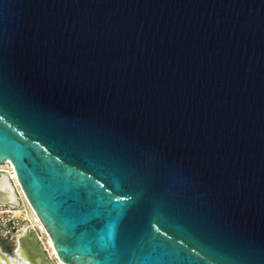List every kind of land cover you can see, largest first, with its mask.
<instances>
[{"label":"water","instance_id":"obj_1","mask_svg":"<svg viewBox=\"0 0 264 264\" xmlns=\"http://www.w3.org/2000/svg\"><path fill=\"white\" fill-rule=\"evenodd\" d=\"M7 162L61 264H264V0H0Z\"/></svg>","mask_w":264,"mask_h":264},{"label":"built area","instance_id":"obj_2","mask_svg":"<svg viewBox=\"0 0 264 264\" xmlns=\"http://www.w3.org/2000/svg\"><path fill=\"white\" fill-rule=\"evenodd\" d=\"M4 165L5 166L0 169V172L6 173L10 177L14 185L16 187H19L17 177L14 174L15 170L13 169L11 163L7 162ZM24 219L25 217L23 218L22 214L19 213L15 207L11 205L0 204V234L7 240L14 241L15 243H17V239L22 234L25 227L26 220ZM37 234L46 251L49 252L50 248L48 251V247L44 241V239H46L48 245L50 246L47 234L45 233L46 237L44 239L39 233Z\"/></svg>","mask_w":264,"mask_h":264},{"label":"rangeland","instance_id":"obj_3","mask_svg":"<svg viewBox=\"0 0 264 264\" xmlns=\"http://www.w3.org/2000/svg\"><path fill=\"white\" fill-rule=\"evenodd\" d=\"M16 189L19 193L18 197H19L20 203L18 205H11V206H13L17 210H19V213L22 214L23 218L25 217L24 220H26V222L28 221L29 224L35 229V231L37 233H39L44 239L46 237L47 233L45 232L43 226L41 225V223L37 219V216L35 215L32 207L30 206L29 202L27 201L26 197L24 196L20 186L16 187ZM44 241H45V244L47 245L48 251H49L50 246L48 245L46 239H44ZM16 247H17V243H15L14 241L7 240L5 237H3L0 234V249L3 252L7 253L10 256L18 257V255L16 253ZM48 253L52 257V260L54 261L55 264H61L58 261V259L56 258V255L52 254L51 251H49Z\"/></svg>","mask_w":264,"mask_h":264},{"label":"bare ground","instance_id":"obj_4","mask_svg":"<svg viewBox=\"0 0 264 264\" xmlns=\"http://www.w3.org/2000/svg\"><path fill=\"white\" fill-rule=\"evenodd\" d=\"M3 166H5L4 164H0V169L3 167ZM15 174V176L17 177V174H16V172L14 173ZM10 178V177H9ZM1 180H4V179H1ZM0 180V181H1ZM17 181H18V177H17ZM18 183H19V181H18ZM14 184V183H13ZM8 185H9V182L8 181H1L0 182V187L1 188H4V189H6V187H8ZM15 186V185H14ZM15 188H16V186H15ZM17 192V194H19L18 193V191H16ZM18 212H19V210H18ZM38 219V218H37ZM49 243H50V246H52V242H51V240L49 239ZM1 250V249H0ZM2 251V250H1ZM50 251H51V253L52 254H55V250H54V248H53V246L52 247H50ZM19 254V253H18ZM20 255V254H19ZM11 259H12V263L11 264H21V263H25V262H27V260L26 259H24V258H22V256H19V257H13V256H11L10 257ZM28 263V262H27ZM0 264H2V262L0 263Z\"/></svg>","mask_w":264,"mask_h":264},{"label":"flooded vegetation","instance_id":"obj_5","mask_svg":"<svg viewBox=\"0 0 264 264\" xmlns=\"http://www.w3.org/2000/svg\"><path fill=\"white\" fill-rule=\"evenodd\" d=\"M1 173V172H0Z\"/></svg>","mask_w":264,"mask_h":264}]
</instances>
